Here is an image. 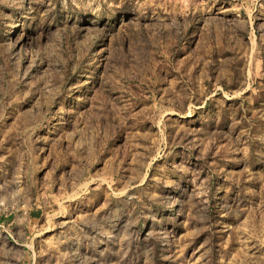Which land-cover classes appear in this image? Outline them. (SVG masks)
<instances>
[{
	"label": "rangeland",
	"instance_id": "1",
	"mask_svg": "<svg viewBox=\"0 0 264 264\" xmlns=\"http://www.w3.org/2000/svg\"><path fill=\"white\" fill-rule=\"evenodd\" d=\"M0 264H264V0H0Z\"/></svg>",
	"mask_w": 264,
	"mask_h": 264
}]
</instances>
